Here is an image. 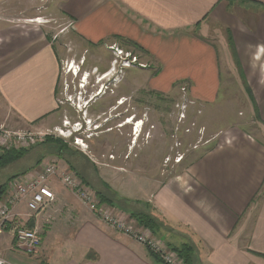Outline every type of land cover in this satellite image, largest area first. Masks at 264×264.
<instances>
[{"label":"crops","instance_id":"1","mask_svg":"<svg viewBox=\"0 0 264 264\" xmlns=\"http://www.w3.org/2000/svg\"><path fill=\"white\" fill-rule=\"evenodd\" d=\"M54 23L64 26L60 33L71 31L86 44L134 54L144 69L151 68V81L158 84L154 90L170 94L175 84H189L192 97L204 105L222 82V62L236 76L237 64L247 70L243 82L256 101L249 119L255 116L264 124V0H0V122L35 132L62 127L65 114L58 111L56 88L63 55L53 40ZM155 129L149 127L145 135H154ZM218 137L194 160L184 155L175 163L181 169L163 177L155 173L156 164L174 156L169 153L175 149L174 139L169 145L158 144L147 156L146 143L138 146L134 158L144 167L135 168L138 162L131 158L100 156L107 147H124V141L94 140L89 144L95 152L90 148L86 154L66 137L62 150L48 144L49 151L8 180L26 178L48 162L77 171L86 180L79 170L80 156L86 157L101 179L119 173L136 180L135 195L105 186L104 179L91 187L122 201V208L111 207L139 229L149 228L131 217L133 211L155 218L157 233L149 230L171 249L192 244L196 264H264V140L239 128ZM36 147L46 146L30 147L25 155ZM128 149L129 144L127 154ZM146 164H153L154 180L146 177L145 172H151ZM128 166L135 170L133 176ZM62 186L58 178L52 181L55 202L37 217L27 218L24 204L16 209L27 227L31 221L41 226L42 246L33 255L17 250L7 231L0 235V255L9 264H163Z\"/></svg>","mask_w":264,"mask_h":264},{"label":"rangeland","instance_id":"2","mask_svg":"<svg viewBox=\"0 0 264 264\" xmlns=\"http://www.w3.org/2000/svg\"><path fill=\"white\" fill-rule=\"evenodd\" d=\"M45 21L50 22L52 20ZM68 25L69 23L66 24V27ZM54 26V29L51 28V30L57 34L54 35L53 40H55L56 44H58L57 46L61 48L60 50L63 55L60 61V73L56 88V98L59 107L58 111H62V113L66 114L69 119L75 118L84 125L83 120L77 119V115L84 116V107L90 100L87 104V106L90 105L87 118H92V122L88 123V126H92L90 133L95 132V125H101L99 131H102L98 136L93 137L96 138L95 142L100 141L104 144L110 139L112 142L124 141V144H129V152L127 154V147H123L122 145L121 148H117L120 155H130L131 159L138 162L134 158L137 156L136 149L138 146L146 143L143 148V153L147 156V152H150L153 148L156 149L158 144L165 142L169 145V142L172 144L174 139L175 144L177 145H175V149L172 152H169L174 156L171 158L169 156L166 157L160 166L156 164L159 168L155 173L163 177L170 176L181 169V166H176L174 161L177 153H183L185 158H187V161H190L192 158L194 160L200 155V151L203 150L204 147L213 140L217 141L219 134L222 132L227 133L230 130L239 128L244 132L253 133L260 139L264 140V124L260 123L255 116L253 119H249L250 113L253 110H256V101L249 97L247 92L248 89L245 84L246 82H243L246 79L244 73L247 70L245 68L242 69L236 64L234 68L238 75L236 76L233 73L232 68H228L222 62V82L218 83V88L214 93L213 100L205 105L192 97L189 92V84L187 83L175 84L173 87L174 89L170 94L152 89V86H157L158 84L152 83L151 81V68L144 69L139 67L138 64L132 65L131 68L129 67L126 69L122 74L119 73L120 75L117 76L116 79L118 81L116 82H107L108 79L99 82L102 73L108 70L110 62L114 58L111 51L109 52V50L107 48L105 49L103 45L92 46L86 44L81 39L74 36L71 31L69 33H60L62 29H64V26L55 25V23ZM128 54L132 55L130 59L135 56L132 53ZM122 56L125 57L126 52H124ZM83 62H85L84 65ZM71 69L72 71H70ZM74 69L77 70V74L75 75L73 73ZM123 80L125 82L122 84ZM239 80L241 82H239ZM160 85L165 86V84ZM102 86L104 87L102 91L106 94L104 95L102 93V95H98L99 93L97 94L96 92ZM182 87L186 88V95L180 90ZM191 101L194 102V105L187 108V110H189L187 120L179 122L177 120L179 113L177 110L180 109L177 108V105H181L182 102L183 104H188ZM92 102L94 103L93 106L91 105ZM122 102H125V105H123L124 103L121 104ZM118 105L119 107L117 109L116 107ZM108 107L110 108L108 109ZM97 110L110 111L107 112V116L104 115L100 120H97L93 117L94 113H97ZM131 116L137 118H131ZM75 119L73 121H76ZM130 119H134L135 121L144 120L147 122L146 129L144 127V135L145 130L149 127L150 129L156 127L154 135L152 132H148L145 136L143 135L144 138H142V129L137 137L134 136V129L132 126H126V123ZM108 120H113V122L106 123ZM104 123H106V125L103 126ZM6 125L14 130H23L14 128L8 123H6ZM110 126L114 128V131L110 134L104 132L111 129L109 128L106 130L107 127ZM192 126L193 129L189 134H186L184 130L187 128L190 129ZM218 129L222 132L218 133ZM171 135L173 136V139H171ZM57 136L58 135L56 134L55 137L52 136L59 142H55L58 144L56 150H62V142L65 143V139ZM206 141L210 142L204 144ZM85 144L83 143V150L86 154H90V148L93 149L94 145H90L88 142ZM42 145H45L46 147H36L23 158L4 166H0V186L3 184H6L7 186L10 182L6 183V181L12 175L28 168L43 154V152L45 153L50 150L47 146L48 144H41L38 146ZM105 150V155H108L109 157H111V155L116 156L119 154L118 151L113 152L116 150V148L113 147H107ZM80 157L82 158V164L79 166V170L82 171L80 173L89 182L90 186L95 188V185L103 184L102 180L104 179L105 186H113L120 193H125V191H127L128 194H136L138 186L133 177V179L130 178V180H125V178L120 177L119 173H116L115 177L108 178L107 176L101 179L99 177L100 173L92 169L90 162L85 159L86 157ZM168 158H170V161H168ZM61 164L63 167L65 166V163L62 162ZM133 165L135 168L138 166L144 167L142 160L138 162V164L135 163ZM146 165L149 167V169L146 168V170L151 171L149 173L145 172L146 177L154 180L151 177L152 172L154 171V167H152L153 164ZM156 165L155 168L157 167ZM129 167L130 166H128V168ZM129 171V176H133L135 170L132 172L130 167ZM124 189L126 190L124 191ZM39 231L42 234L43 229H41V226Z\"/></svg>","mask_w":264,"mask_h":264},{"label":"built area","instance_id":"3","mask_svg":"<svg viewBox=\"0 0 264 264\" xmlns=\"http://www.w3.org/2000/svg\"><path fill=\"white\" fill-rule=\"evenodd\" d=\"M110 50L114 55L113 59L116 65L118 64L117 62L122 61L121 65L123 68H129L134 64H138L141 68H145L146 66L142 64L136 56L132 57V59H130L132 55L128 53H126L125 57L122 56L124 51L115 46H111ZM70 71H72V69ZM76 71L77 70L74 69V75L77 74ZM108 75H110L109 72L101 76L99 82H102L106 76L108 78ZM103 88V86L100 87L96 93H101ZM180 90L186 95L187 90L185 87H182ZM191 105H194L193 101L188 104H183L182 102L181 105H177V108L180 109L177 110V112H179L177 118L179 122L187 120L189 111L187 108H190ZM88 123H90V121H87V126ZM63 125L68 126V121H65ZM73 125L74 130L78 132L81 125L80 122H75ZM193 126L190 129H185L184 132L189 134ZM55 134L58 135L57 137H67L68 139L72 136L70 132H66L62 128H55L53 131L46 132L14 130L7 126L6 123L0 122V152L26 150L44 143L48 136L55 137ZM209 142L210 141H206L204 144H208ZM74 143L83 147V141L79 137L74 139ZM183 159L184 154L177 153L174 161L175 163H180ZM168 161H170V158H168ZM55 178L59 179L63 187L72 191L81 203L102 222L110 226L116 232L125 234L136 242L144 245L163 264H184L180 255L156 237L149 229H139L128 223L122 214L114 207L102 203L96 191L74 171L70 169L62 170L58 163L55 162L43 164L39 171L32 173L26 178H14L12 181L10 180V183L7 185L6 193L0 199V235H4L9 231L13 236L15 248L17 250L33 255L40 249L42 238L38 227L29 228L24 222H20L19 219L21 215L16 213V209L21 204H24L27 209L26 217L31 219L43 213L44 210L55 202L56 198L51 190V183ZM9 263L8 259L0 255V264Z\"/></svg>","mask_w":264,"mask_h":264},{"label":"trees","instance_id":"4","mask_svg":"<svg viewBox=\"0 0 264 264\" xmlns=\"http://www.w3.org/2000/svg\"><path fill=\"white\" fill-rule=\"evenodd\" d=\"M55 142L56 139L52 136H49L47 140L42 144L51 145V143H55ZM27 151L28 150L26 149L22 151L0 152V166H4L8 163H12L21 159ZM83 181H85L88 184L86 180L83 179ZM6 191H7L6 184L0 186V197H2L1 195H4ZM97 195L100 197L102 203L108 204L110 206L116 205L117 207L120 208L123 207V205L121 204L122 201H119L118 199H116L117 201H114L110 199V197L102 196L99 193H97ZM131 217L135 219L138 222V224H140L141 226L151 229L154 234L157 233V221H155V218L151 217L150 215L145 216V214L139 213L138 211H133L131 213ZM28 227L29 228L34 227L33 221L29 222ZM173 250H175L180 255V257L184 260L185 264L197 263V252L195 251V248L193 247L192 244H185L181 248H174Z\"/></svg>","mask_w":264,"mask_h":264},{"label":"flooded vegetation","instance_id":"5","mask_svg":"<svg viewBox=\"0 0 264 264\" xmlns=\"http://www.w3.org/2000/svg\"><path fill=\"white\" fill-rule=\"evenodd\" d=\"M84 63L85 62H83V65H84ZM118 64L116 65V64H114V59H112V61L110 62V65H109V68H108V70L107 71H105V72H103L102 73V75L101 76H103L104 74H106V73H110V75H109V77L107 78L108 80H107V82H110V83H112V81L113 82H116V81H118L116 78H117V76H119L120 74H122L123 72H125L126 71V69H128V68H123L122 67V65H121V63H122V61H120V62H117ZM131 68V67H130ZM120 73V74H119ZM123 79V78H122ZM125 81L123 80L122 81V84L124 83ZM102 93H103V91H101V93L99 92V94L98 95H102ZM104 95L106 94V93H103ZM87 102H88V100H87ZM89 103V102H88ZM87 103V104H88ZM124 103V104H123ZM87 104L85 105V111H83V113H84V116H79V115H77L78 117H77V119H80V120H83V122H84V125L80 122V121H78V120H76L75 118H71V119H69V117L65 114V115H63V118H62V120H61V124H62V129L63 130H65L66 132H70L71 134H72V136L68 139V140H71L72 142L74 141V139L76 138V137H79V138H81L82 139V141H83V143H85V142H88V144L90 143V142H93L96 138H93L94 136H98V134L100 133V132H102V131H99V129H100V126L101 125H95L94 127V129H95V132L94 133H90V130L92 129V126H87V121H90V123L92 122V118H87L88 117V109L90 108V105L89 106H87ZM93 102H92V106H93ZM121 104H123V105H125V102H122ZM122 105V106H123ZM121 106V105H120ZM114 107V106H113ZM118 107H119V105L116 107L117 109H118ZM110 107H108V109H109ZM125 110H127V109H125ZM108 111H110V110H100L99 111V113H94V115H93V117L94 118H96L97 120H100V118L101 117H103L104 115H106L107 114V112ZM126 118H128V117H126ZM125 118V119H126ZM131 118H137V117H132L131 116ZM65 119V120H64ZM76 120V121H73V120ZM73 122H72V121ZM65 121H68V123H69V125L68 126H65V125H63L64 124V122ZM75 122H80V128H79V130H78V132L77 131H75L74 130V123ZM112 122H113V120H112ZM111 123V122H110ZM84 126H85V128H84ZM104 126V125H103ZM69 127H71L72 128V130H71V128H69ZM109 128H111V129H109ZM122 128V127H121ZM109 129V130H108ZM96 130H98V131H96ZM106 130H108V131H104V132H110V131H114V128L113 127H107V129ZM73 133H75V134H73ZM61 138H63V137H61ZM63 139H65V138H63ZM66 140V139H65ZM87 144V145H88ZM126 147H128V144H126L125 145ZM118 150L116 149V150H114L113 152H117ZM118 153H119V151H118ZM100 156H105V154H100ZM107 157H109L108 155H107ZM131 156L130 155H120V153L119 154H117L116 156H114V155H111V157H109V158H112V159H114V160H120V159H124V160H126V159H129Z\"/></svg>","mask_w":264,"mask_h":264},{"label":"bare ground","instance_id":"6","mask_svg":"<svg viewBox=\"0 0 264 264\" xmlns=\"http://www.w3.org/2000/svg\"><path fill=\"white\" fill-rule=\"evenodd\" d=\"M106 77H104V79H106ZM103 79V80H104ZM126 126H132V128L134 129V136H138V134L141 132V128L143 127V122L142 121H135L134 119H130L127 123ZM84 146V145H83Z\"/></svg>","mask_w":264,"mask_h":264},{"label":"clouds","instance_id":"7","mask_svg":"<svg viewBox=\"0 0 264 264\" xmlns=\"http://www.w3.org/2000/svg\"><path fill=\"white\" fill-rule=\"evenodd\" d=\"M142 120H143V119H142ZM142 122H143L144 126L141 128V130H142V129H144V127H145V124L147 123V122H146V121H144V120H143Z\"/></svg>","mask_w":264,"mask_h":264}]
</instances>
